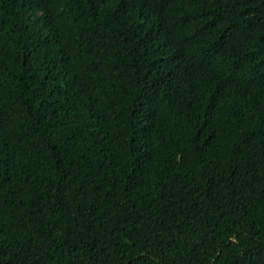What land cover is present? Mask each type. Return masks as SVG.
I'll use <instances>...</instances> for the list:
<instances>
[{
  "label": "trees",
  "instance_id": "obj_1",
  "mask_svg": "<svg viewBox=\"0 0 264 264\" xmlns=\"http://www.w3.org/2000/svg\"><path fill=\"white\" fill-rule=\"evenodd\" d=\"M0 264H264V0H0Z\"/></svg>",
  "mask_w": 264,
  "mask_h": 264
}]
</instances>
